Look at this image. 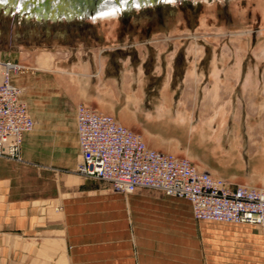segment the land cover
Instances as JSON below:
<instances>
[{
    "label": "crops",
    "instance_id": "1",
    "mask_svg": "<svg viewBox=\"0 0 264 264\" xmlns=\"http://www.w3.org/2000/svg\"><path fill=\"white\" fill-rule=\"evenodd\" d=\"M150 47L156 51L152 62L145 60V48L115 61L104 53L93 59L20 53L16 61L26 69L11 83L34 128L22 136L21 161L0 158L1 261L199 264L174 220H189L184 229L191 232L190 204L166 208L159 192L145 190L124 199L112 194L109 184L76 174L79 104L112 116L152 150L186 158L232 187L264 190V112L256 108V98H247L245 112L240 83L228 72L216 82L213 63L198 72V62L191 61L196 50L188 49L190 58L174 80V56L167 60L164 50ZM166 213L175 217L167 241Z\"/></svg>",
    "mask_w": 264,
    "mask_h": 264
},
{
    "label": "rangeland",
    "instance_id": "2",
    "mask_svg": "<svg viewBox=\"0 0 264 264\" xmlns=\"http://www.w3.org/2000/svg\"><path fill=\"white\" fill-rule=\"evenodd\" d=\"M109 18L38 23L13 13L3 15L0 11V61L18 63L21 52L28 55L36 51L83 59L104 53L110 61H115L125 55H140L145 48L144 58L152 62L156 51L150 45H157L168 54L167 60L174 56V80H177L191 49L196 50L191 61L198 62V72L204 73V67L213 63L218 66L214 72L216 82L228 72L230 78L240 83L242 95L245 94L242 102L245 112H249V97L256 98V108L264 112V0H184L130 10ZM108 189L124 199L131 196ZM157 195L164 200L166 208L177 202L189 205L181 198ZM166 216L169 219L164 229L166 241L172 236L169 225L179 221L183 241L191 244L189 249L199 264H264V225L194 223L191 216L193 228L187 232L184 223L189 224V220ZM165 253L167 257L174 252ZM10 263L0 260V264Z\"/></svg>",
    "mask_w": 264,
    "mask_h": 264
},
{
    "label": "built area",
    "instance_id": "3",
    "mask_svg": "<svg viewBox=\"0 0 264 264\" xmlns=\"http://www.w3.org/2000/svg\"><path fill=\"white\" fill-rule=\"evenodd\" d=\"M26 68L0 61V158L21 161L22 136L34 128L20 90L11 77ZM79 161L76 174L109 184L118 194L152 190L186 200L196 221L230 225H264V190L232 187L186 158L148 148L142 138L112 116L76 107Z\"/></svg>",
    "mask_w": 264,
    "mask_h": 264
},
{
    "label": "water",
    "instance_id": "4",
    "mask_svg": "<svg viewBox=\"0 0 264 264\" xmlns=\"http://www.w3.org/2000/svg\"><path fill=\"white\" fill-rule=\"evenodd\" d=\"M110 0H8L6 6L0 5L3 15L24 17L26 21L33 19L35 22L49 21L51 23H71L75 20L92 19L101 8L106 6ZM113 1V0H111ZM124 0L115 4L117 6ZM130 2L131 0H127ZM140 0V7H153L166 3V0ZM127 2V3H128ZM134 10L126 8V11ZM36 14V15H35Z\"/></svg>",
    "mask_w": 264,
    "mask_h": 264
},
{
    "label": "bare ground",
    "instance_id": "5",
    "mask_svg": "<svg viewBox=\"0 0 264 264\" xmlns=\"http://www.w3.org/2000/svg\"><path fill=\"white\" fill-rule=\"evenodd\" d=\"M119 1H121V0H113V1L110 0L108 3H106V6L101 8V10H99L97 12V15H95L94 18H92L90 20H96V21L100 20V19L106 20L105 18H109L113 15L118 16L119 14L122 13V10H124L126 8L134 7V10H137L140 7V0H131L130 2H128L127 0H124V1L120 2V4L117 6V4H115V3L119 2ZM166 1H167V3H182V2H184V0H166ZM7 2H8V0H0V5L6 6ZM146 2H149V1L146 0L144 3H146ZM10 161H12V160H10ZM16 162H18V161H16Z\"/></svg>",
    "mask_w": 264,
    "mask_h": 264
}]
</instances>
